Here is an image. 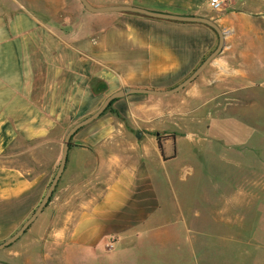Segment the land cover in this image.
Wrapping results in <instances>:
<instances>
[{"label":"crops","instance_id":"obj_1","mask_svg":"<svg viewBox=\"0 0 264 264\" xmlns=\"http://www.w3.org/2000/svg\"><path fill=\"white\" fill-rule=\"evenodd\" d=\"M134 4L209 17L225 33L223 50L187 90L190 94H184L186 102L193 103V124L203 121L204 110L214 109L213 118L235 105V94L264 91V0H235L220 9L212 8L210 0H134ZM94 15L95 23L59 33L27 8L25 0H0V243L32 215L55 174L49 168L32 175L22 167L2 163L14 141L46 138L53 126L72 125L75 109H98L119 89L178 85L219 42L217 31L204 23L132 12ZM93 78L111 84L106 97L91 87ZM157 96L161 95L134 93L115 102L124 121L155 131L136 138L128 158L109 150L118 146L124 124L113 114L102 115L74 135L59 182L63 196L51 202L40 232L29 228L0 250L1 261L153 264L131 257L129 240L148 232L147 227L156 221L157 179H166L170 165L179 160L181 138L191 142L197 137L193 131L178 134L155 124L168 121L163 117L170 114L161 107L163 98ZM185 121L180 118L176 124L182 127ZM105 165L114 167L115 173L109 174L103 191L79 203L76 212L67 208L75 203V193L90 189Z\"/></svg>","mask_w":264,"mask_h":264},{"label":"rangeland","instance_id":"obj_2","mask_svg":"<svg viewBox=\"0 0 264 264\" xmlns=\"http://www.w3.org/2000/svg\"><path fill=\"white\" fill-rule=\"evenodd\" d=\"M90 1L96 5L134 4V0ZM25 2L27 8L46 23H51L59 33L70 32L76 25L95 23L94 13L88 11L80 0ZM198 78L177 93L154 97H162V109L170 112L168 117H163L168 121L157 120L155 124L178 134L193 131L197 137L191 142L185 136L181 138L179 160L170 165L166 179H157L160 190L157 219L147 227L148 232L130 238L132 249L128 254L141 263L153 264H264V238L261 236L264 234L261 228L264 91L235 94V105L220 110L213 118L210 115L216 113L214 109L204 110L203 121L193 124V103L186 102L184 94H190L187 90ZM110 85L97 78L91 81V87L104 93L105 97ZM115 102L112 110L103 115L113 114L124 124L118 146L109 150L128 158L138 138L136 132L154 134L155 131L146 130L143 124L133 125L131 120L124 121L125 117L115 107ZM96 110L75 109L72 125ZM180 118L187 120L182 127L176 124ZM72 125L53 126L46 138L14 141L2 163L22 167L32 175L49 168H53L56 174L64 138ZM114 171L109 165L101 168L90 189L75 193V203L67 208L76 212L79 203L100 194L109 174ZM60 189L58 184L43 215L29 231L43 229L44 214L50 212L51 202L63 196Z\"/></svg>","mask_w":264,"mask_h":264},{"label":"water","instance_id":"obj_3","mask_svg":"<svg viewBox=\"0 0 264 264\" xmlns=\"http://www.w3.org/2000/svg\"><path fill=\"white\" fill-rule=\"evenodd\" d=\"M83 6L92 13H109V12H132V13H139L145 14L152 17L170 19V20H177V21H186V22H199L204 23L212 28H214L219 36V42L215 50H213L204 60L203 62L182 82L178 85L174 86L173 88L169 89H155V88H146V87H126L119 89L106 97L102 105L91 115L87 116L86 118L80 120L76 124H74L66 133L64 142H63V152L62 157L60 160V164L56 171L54 178L52 179L47 192L45 193L43 199L41 200L38 207L32 213V215L23 223V225L19 228V230L13 234L11 237L0 243V250L10 246L16 240H18L29 228L30 226L37 220L39 215L45 210L47 205L49 204L51 197L56 190L63 174L66 169L69 152L71 148V140L72 137L84 126L92 123L96 119L102 116V114L106 111L109 105L112 103L113 100L125 97L130 94L134 93H144V94H155V95H165V94H174L190 83H192L204 70L205 68L219 55V53L223 50L225 45V33L221 26L215 22L213 19L205 16H198V15H183V14H173V13H166V12H159L155 10L148 9L146 7L131 4V3H114V4H105V5H96L90 0H80ZM137 137H141L142 133L140 130L136 132ZM0 264H10L5 261L0 260Z\"/></svg>","mask_w":264,"mask_h":264},{"label":"built area","instance_id":"obj_4","mask_svg":"<svg viewBox=\"0 0 264 264\" xmlns=\"http://www.w3.org/2000/svg\"><path fill=\"white\" fill-rule=\"evenodd\" d=\"M235 2V0H210V4L214 9L223 8L226 3Z\"/></svg>","mask_w":264,"mask_h":264},{"label":"trees","instance_id":"obj_5","mask_svg":"<svg viewBox=\"0 0 264 264\" xmlns=\"http://www.w3.org/2000/svg\"><path fill=\"white\" fill-rule=\"evenodd\" d=\"M116 100H117V99H115V100L112 101V103L109 105V107L106 109V111H105L104 113H106V112L112 110L113 104H114V102H115ZM114 112H115L116 114H119L118 111H116V110H114ZM104 113H103V114H104ZM103 114H102V115H103ZM73 137H74V136H73ZM73 137H72V140H73ZM72 140H71V145H72Z\"/></svg>","mask_w":264,"mask_h":264}]
</instances>
